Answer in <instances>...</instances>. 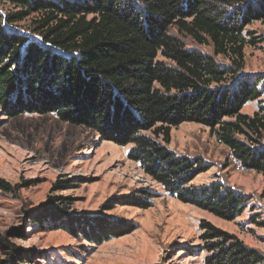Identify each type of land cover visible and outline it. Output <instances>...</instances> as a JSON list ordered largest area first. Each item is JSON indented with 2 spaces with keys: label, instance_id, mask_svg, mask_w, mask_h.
I'll list each match as a JSON object with an SVG mask.
<instances>
[{
  "label": "trees",
  "instance_id": "obj_1",
  "mask_svg": "<svg viewBox=\"0 0 264 264\" xmlns=\"http://www.w3.org/2000/svg\"><path fill=\"white\" fill-rule=\"evenodd\" d=\"M4 1L15 10L0 13L1 108L11 116L54 114L118 146L129 145V159L180 202L225 221L242 213L246 198L216 184L194 186L205 171L202 163L165 145L172 128L199 124L216 134L243 169L264 178V115L240 113L259 94L239 75L245 45L257 42L253 33L245 38V27L264 22V0ZM32 14L35 38L12 28ZM173 26L199 44L207 38L230 65L185 49L169 34ZM0 191L15 189L0 179ZM59 199L30 212L34 227L55 224L97 245L118 235L117 227L69 214ZM109 203L104 207L116 205ZM201 229L204 264H264V256L235 236L205 221ZM13 251L16 256L0 264L23 262L20 250Z\"/></svg>",
  "mask_w": 264,
  "mask_h": 264
},
{
  "label": "rangeland",
  "instance_id": "obj_2",
  "mask_svg": "<svg viewBox=\"0 0 264 264\" xmlns=\"http://www.w3.org/2000/svg\"><path fill=\"white\" fill-rule=\"evenodd\" d=\"M14 10L13 5L0 0L1 14ZM35 17L32 14L12 28L35 38L31 34ZM247 32L253 33L257 42L245 45L239 75L248 79L259 95L240 113L261 117L264 22L253 21L245 27L244 35L249 39ZM169 34L185 49L209 55L220 65H230V60L215 55L207 38L199 44L175 26ZM158 59L171 64L162 57ZM144 134L154 137L152 131ZM261 142L264 144V133ZM165 146L177 156L202 163L205 171L192 181L194 186L216 184L246 198L242 213L225 221L180 202L143 173L139 163L129 159V145L118 146L84 126L61 122L54 114L11 116L0 107V179L15 189L13 193L0 191V261L16 256L13 250L17 249L23 259L17 264H204L203 221L264 256V178L243 169L216 134L199 124L183 123L172 128ZM52 198H60L58 206L66 207L77 218L119 228L118 235L97 245L55 224L34 227L30 212ZM106 202L116 205L107 209Z\"/></svg>",
  "mask_w": 264,
  "mask_h": 264
}]
</instances>
